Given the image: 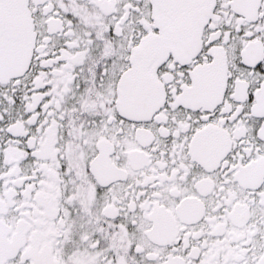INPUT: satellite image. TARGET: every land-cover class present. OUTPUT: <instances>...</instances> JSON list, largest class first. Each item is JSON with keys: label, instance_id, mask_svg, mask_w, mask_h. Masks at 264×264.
Here are the masks:
<instances>
[{"label": "snow or ice", "instance_id": "1", "mask_svg": "<svg viewBox=\"0 0 264 264\" xmlns=\"http://www.w3.org/2000/svg\"><path fill=\"white\" fill-rule=\"evenodd\" d=\"M0 264H264V0H0Z\"/></svg>", "mask_w": 264, "mask_h": 264}]
</instances>
